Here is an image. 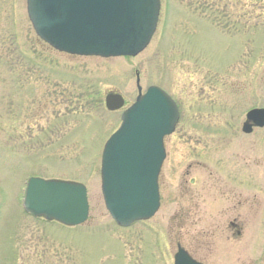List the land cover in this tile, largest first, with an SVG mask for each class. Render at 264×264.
Wrapping results in <instances>:
<instances>
[{"label": "rangeland", "instance_id": "rangeland-1", "mask_svg": "<svg viewBox=\"0 0 264 264\" xmlns=\"http://www.w3.org/2000/svg\"><path fill=\"white\" fill-rule=\"evenodd\" d=\"M159 1L147 46L102 58L57 52L33 31L26 0H0V264H161V240L175 250L169 215L189 162L184 188L204 215L185 227L198 232L190 248L210 252L211 264H264V126L241 131L247 111L264 108V0H221L224 17L202 12V0ZM136 73L142 92L170 94L179 118L163 139L158 210L122 227L102 201L100 155L137 95ZM110 92L121 109L105 108ZM29 177L83 184L86 220L68 227L26 215ZM230 194L245 199L239 236L227 225Z\"/></svg>", "mask_w": 264, "mask_h": 264}, {"label": "water", "instance_id": "water-1", "mask_svg": "<svg viewBox=\"0 0 264 264\" xmlns=\"http://www.w3.org/2000/svg\"><path fill=\"white\" fill-rule=\"evenodd\" d=\"M159 0H26L35 34L57 52L102 58L136 56L155 31ZM137 96L120 115V125L105 141L100 157V192L109 216L119 226L151 218L159 208L158 175L165 158L163 138L173 132L179 114L172 98L156 85ZM124 100L107 93L105 108L115 111ZM264 126V108L245 115L241 131ZM23 209L34 217L66 226L88 215L86 188L71 181L30 177ZM264 252V244L262 247ZM179 253L182 255L180 256ZM182 252L174 264H181ZM189 264H196L189 260Z\"/></svg>", "mask_w": 264, "mask_h": 264}, {"label": "flooded vegetation", "instance_id": "flooded-vegetation-1", "mask_svg": "<svg viewBox=\"0 0 264 264\" xmlns=\"http://www.w3.org/2000/svg\"><path fill=\"white\" fill-rule=\"evenodd\" d=\"M254 129V128H253ZM251 130V132L253 131ZM244 133V134H250ZM165 149V148H164ZM165 157H166V151H165ZM192 162L187 163L183 169L179 171L180 175V182H179V193L177 195V200L175 203V208L172 210V212L169 215V221L173 220L175 223V229L176 232L174 237V243L175 246L174 251H166L165 248V241L161 240V249H162V255H161V264H174L175 262V256L179 252H182L184 254L185 258H188L189 260L195 262L196 264H211L209 262V253H202L197 252L195 250H192L189 246V243L194 242L196 238L198 237V232L196 229H190V232L185 233V227H196L198 222L202 220V216L204 215H197V196L186 194V187L184 188V184L188 183L186 180V176L190 174V169L192 168ZM162 167V166H161ZM211 186L210 188H212ZM209 188V187H207ZM221 194L224 193L223 191L220 192ZM237 194H239V189L237 191ZM231 198L229 203L230 206L233 207V215L230 217V219L227 220V225L231 230H234V235L239 236L241 233V228L244 224L245 218H244V212H243V205L245 203V199L238 195L235 196L234 194H230ZM227 197V196H226ZM225 197V198H226ZM198 200H204V199H198ZM196 202V204L194 203ZM236 207V208H235ZM27 215V214H26ZM29 216V215H28ZM163 237L161 236V239ZM164 239V238H163ZM181 256L182 254L179 253ZM189 260L184 259L183 256L181 257V264H189Z\"/></svg>", "mask_w": 264, "mask_h": 264}, {"label": "trees", "instance_id": "trees-1", "mask_svg": "<svg viewBox=\"0 0 264 264\" xmlns=\"http://www.w3.org/2000/svg\"><path fill=\"white\" fill-rule=\"evenodd\" d=\"M221 0H202L199 2L200 6L199 9L202 12H205L204 10H206V13H217L222 15V17H224L226 11H225V7H221ZM225 5V4H223ZM222 8V10H219V8Z\"/></svg>", "mask_w": 264, "mask_h": 264}]
</instances>
